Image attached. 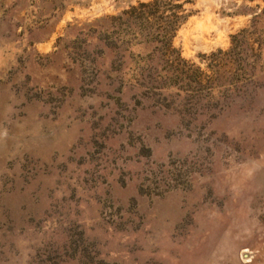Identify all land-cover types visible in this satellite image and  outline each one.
Masks as SVG:
<instances>
[{
	"label": "rangeland",
	"instance_id": "rangeland-1",
	"mask_svg": "<svg viewBox=\"0 0 264 264\" xmlns=\"http://www.w3.org/2000/svg\"><path fill=\"white\" fill-rule=\"evenodd\" d=\"M149 1L0 0V264H264V0Z\"/></svg>",
	"mask_w": 264,
	"mask_h": 264
},
{
	"label": "trees",
	"instance_id": "trees-1",
	"mask_svg": "<svg viewBox=\"0 0 264 264\" xmlns=\"http://www.w3.org/2000/svg\"><path fill=\"white\" fill-rule=\"evenodd\" d=\"M181 0H152L149 2H140L139 6H133L124 14H131V19L137 21L135 25L142 26V21H146V26L156 25L157 32L153 37L146 39L157 40L164 44H169L171 37L179 27L178 13L183 8ZM191 2L192 0H187ZM149 17H154V20L149 22ZM163 23L162 25H160Z\"/></svg>",
	"mask_w": 264,
	"mask_h": 264
}]
</instances>
